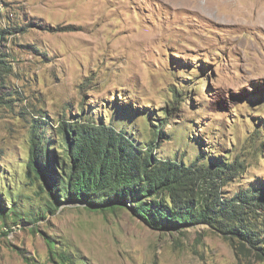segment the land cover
I'll list each match as a JSON object with an SVG mask.
<instances>
[{"label":"rangeland","instance_id":"obj_1","mask_svg":"<svg viewBox=\"0 0 264 264\" xmlns=\"http://www.w3.org/2000/svg\"><path fill=\"white\" fill-rule=\"evenodd\" d=\"M1 29L0 200L9 208L10 193L33 219L0 222V264H64L49 238L81 264H264L206 224L157 230L126 208L72 202L46 212L24 171L30 121L82 104L131 126L157 157L240 161L227 195L264 187V0H0Z\"/></svg>","mask_w":264,"mask_h":264},{"label":"trees","instance_id":"obj_2","mask_svg":"<svg viewBox=\"0 0 264 264\" xmlns=\"http://www.w3.org/2000/svg\"><path fill=\"white\" fill-rule=\"evenodd\" d=\"M5 34L1 29L0 46ZM6 57L0 50V87L8 65ZM1 96L0 100L5 99ZM77 107L67 118L51 123L39 118L30 121L24 171L30 182L45 192L46 212L72 202L92 210L126 208L157 230L206 224L236 248L264 260V217H257L264 213V187L240 189L232 195L221 191V186L244 168L240 161L223 157L225 161L212 158L186 163L160 158L154 155L151 143L137 139L140 135L131 126L120 124L117 128L110 119L106 122L84 111L82 104ZM135 110L123 107L119 111L134 115ZM169 117L171 112L163 108L160 120H154L156 137ZM5 195L12 204L6 208L0 200V222L18 215L33 219L31 213H18L13 196ZM259 218L261 223L256 226L251 219ZM48 245L52 260L59 256L64 264H81L64 252L54 254L55 239L49 238Z\"/></svg>","mask_w":264,"mask_h":264}]
</instances>
